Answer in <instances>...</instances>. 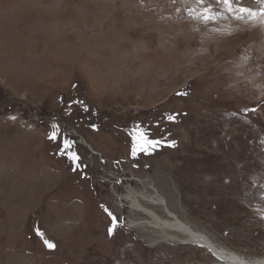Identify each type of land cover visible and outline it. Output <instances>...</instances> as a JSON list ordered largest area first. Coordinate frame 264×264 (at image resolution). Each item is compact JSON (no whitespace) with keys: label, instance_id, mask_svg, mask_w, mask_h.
Instances as JSON below:
<instances>
[{"label":"rangeland","instance_id":"1","mask_svg":"<svg viewBox=\"0 0 264 264\" xmlns=\"http://www.w3.org/2000/svg\"><path fill=\"white\" fill-rule=\"evenodd\" d=\"M231 7L0 0V264H226L127 228L115 195L135 180L217 247L264 258V5Z\"/></svg>","mask_w":264,"mask_h":264},{"label":"bare ground","instance_id":"2","mask_svg":"<svg viewBox=\"0 0 264 264\" xmlns=\"http://www.w3.org/2000/svg\"><path fill=\"white\" fill-rule=\"evenodd\" d=\"M134 182L135 187L140 189L126 187L123 189L124 193H116V201L124 204L128 210L126 227L138 232L150 246L162 243H193L207 249L226 264H264V258L257 263H251L217 247L205 235L180 220L149 181Z\"/></svg>","mask_w":264,"mask_h":264},{"label":"snow or ice","instance_id":"3","mask_svg":"<svg viewBox=\"0 0 264 264\" xmlns=\"http://www.w3.org/2000/svg\"><path fill=\"white\" fill-rule=\"evenodd\" d=\"M218 2L219 3H222L223 5H225L227 11L232 12L233 9H232L231 6H232V4L234 2H236V0H218ZM258 2L261 5H264V0H258ZM198 3H203V0H198ZM209 11L210 10L207 9V8L204 9L205 15L202 16V19L205 22H207L208 20H215L216 17H217V15H218L217 13H213L211 15H208L207 13H209ZM237 11H238V13L241 14V15H237V17H236L237 19H243L244 18L243 14H247L249 16V18H254V17H256L258 15V13L256 11H253L252 9L245 8V7H239L237 9ZM259 15L261 17H264V7H262L259 10ZM181 94L182 93H178V95H181ZM252 111H255V109H252ZM167 118L169 120H174L175 119L174 116H168ZM13 119H14V117H13ZM53 127H56V126H53ZM49 138L54 140L56 138V133L55 132H52L50 134V137ZM142 138H143L145 144L156 145V144L160 143V141H157V140H149L146 135H143ZM174 143L175 142L173 141L172 144L174 145ZM71 147H72L71 142L68 141V140H65L63 142L62 152L63 153H66L68 155V158L70 160H72L73 164L76 165V166H78V161H79L80 158H79V156L75 152L70 151ZM135 154H136V149H135V146H134V148H133V155H135ZM109 215H111V213H109ZM115 221H116V218L113 217V227H115ZM113 227H110L109 230H108L110 235L112 234ZM36 233H37V235L39 237H41V239L44 240L45 245L49 249L55 248V244L53 242H51L50 240L45 239L44 238V233L41 232L39 228L36 229Z\"/></svg>","mask_w":264,"mask_h":264}]
</instances>
